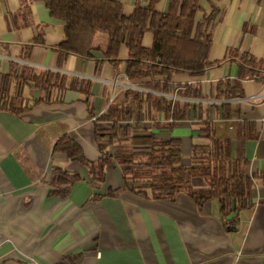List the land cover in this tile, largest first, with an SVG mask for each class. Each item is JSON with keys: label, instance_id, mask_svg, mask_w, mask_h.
<instances>
[{"label": "crops", "instance_id": "crops-1", "mask_svg": "<svg viewBox=\"0 0 264 264\" xmlns=\"http://www.w3.org/2000/svg\"><path fill=\"white\" fill-rule=\"evenodd\" d=\"M117 1L126 14L137 1L148 2ZM167 4L158 0L155 8L165 11ZM199 6L196 19L211 39L213 65L201 76L177 73L172 79L198 84L203 97L173 129L152 131L179 138L188 163L191 145L209 143L201 135L203 119L218 134L233 135L243 122L255 124V137L231 140V158L247 161L249 176H258L236 229L225 228L217 199L199 207L184 193L173 200L123 190L109 195L108 189L123 185L117 161L108 164L105 180L96 182L82 164L53 152L57 139L67 135L87 159L100 157L95 128L110 124L93 116L125 101L130 84L123 77L125 64L97 63L98 51L91 58L61 55L64 26L43 0H0V75L24 68L77 81L49 92L26 84L27 108L0 109V264H264V99L246 100L264 92V0H200ZM151 40L146 33L143 44L148 47ZM106 42V34L95 33V48ZM126 53L123 46L120 58ZM83 81L90 82L89 93L81 90ZM221 92L224 96L217 97ZM55 168L79 174L64 196L54 192L62 186L53 183ZM202 183L193 180L196 186Z\"/></svg>", "mask_w": 264, "mask_h": 264}, {"label": "trees", "instance_id": "trees-1", "mask_svg": "<svg viewBox=\"0 0 264 264\" xmlns=\"http://www.w3.org/2000/svg\"><path fill=\"white\" fill-rule=\"evenodd\" d=\"M43 1L50 15L64 26L65 41L58 47L61 55L91 58L93 51H98L101 58L96 60L97 63L108 61L117 66L123 61V77L144 89L127 88L123 103H111L97 117L95 122L110 124L108 128L96 125L95 141L100 154L97 160L87 159L82 147L67 135L57 139L53 152L64 153L82 164L90 181L96 182H103L108 164L117 161L121 166L123 185L119 189H108L109 195L123 190L147 199L173 200L184 193L199 207L217 199L225 217V228L236 229L239 211L248 206L258 176H249L247 161L231 158V140L236 136L244 143L255 137V124L243 122L234 126L233 135L227 131L218 134L209 120L201 118V135L209 143L191 145L188 163L183 162L179 138H163L152 131L173 129L189 117L193 107L186 99L172 102L156 92L175 93L185 98L203 97L198 84L172 79L177 73L201 76L213 65L208 60L211 39L196 19L200 0H168L165 11L156 10L158 0H147L145 5L137 1L130 14L124 12L123 4L117 0ZM212 19L210 15L206 21ZM97 32L106 34L104 48L93 46ZM146 33L152 35L148 47L143 44ZM123 46L127 53L121 59ZM26 84L41 86L49 92L52 86L60 90L75 86L77 81L64 77L54 79L50 72L36 74L29 69L18 72L13 69L0 75V109L19 112L27 108L28 100L22 94ZM81 90L89 93L90 82H81ZM223 96L222 92L217 95ZM223 113L225 117L228 115L225 110ZM54 172L53 183L62 185L54 192L64 196L79 174L70 175L59 168ZM195 178H200L203 183L194 185Z\"/></svg>", "mask_w": 264, "mask_h": 264}, {"label": "built area", "instance_id": "built-area-1", "mask_svg": "<svg viewBox=\"0 0 264 264\" xmlns=\"http://www.w3.org/2000/svg\"><path fill=\"white\" fill-rule=\"evenodd\" d=\"M126 80H127V79H126ZM127 88H133V89L144 90L143 88L138 87V86H134V85L131 84V83H130V84H127ZM156 93L159 94V95H163V96H165L166 98H168V99L171 100L172 102H173L174 100H176V99H183V100L186 99V100L190 101L191 103L197 101V98H185V97L178 96V95H176L175 93H173V94L159 93V92H156ZM259 98H260V99H264V92L261 93V94H257V95H254V96H250V97H248L246 100L253 101V100H256V99H259ZM105 109H106V108H105ZM105 109H103V110H102L99 114H97L96 116H93V120H96L97 117L105 111Z\"/></svg>", "mask_w": 264, "mask_h": 264}]
</instances>
